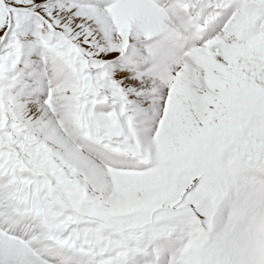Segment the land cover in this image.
Instances as JSON below:
<instances>
[{
    "label": "snow or ice",
    "instance_id": "obj_1",
    "mask_svg": "<svg viewBox=\"0 0 264 264\" xmlns=\"http://www.w3.org/2000/svg\"><path fill=\"white\" fill-rule=\"evenodd\" d=\"M0 264H264V0H0Z\"/></svg>",
    "mask_w": 264,
    "mask_h": 264
}]
</instances>
